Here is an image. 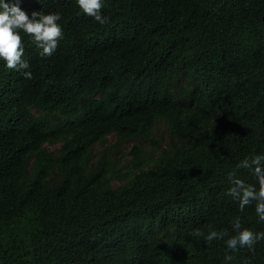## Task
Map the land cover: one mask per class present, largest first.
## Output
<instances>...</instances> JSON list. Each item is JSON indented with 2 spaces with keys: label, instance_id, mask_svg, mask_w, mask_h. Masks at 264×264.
<instances>
[{
  "label": "trees",
  "instance_id": "obj_1",
  "mask_svg": "<svg viewBox=\"0 0 264 264\" xmlns=\"http://www.w3.org/2000/svg\"><path fill=\"white\" fill-rule=\"evenodd\" d=\"M5 2L59 13L63 36L43 56L20 31L29 68L0 60V264H264V239L226 244L237 220L264 232L228 195L231 173L259 187L238 166L264 156V0H103L105 24Z\"/></svg>",
  "mask_w": 264,
  "mask_h": 264
},
{
  "label": "clouds",
  "instance_id": "obj_2",
  "mask_svg": "<svg viewBox=\"0 0 264 264\" xmlns=\"http://www.w3.org/2000/svg\"><path fill=\"white\" fill-rule=\"evenodd\" d=\"M79 8L84 14L92 17L100 24L108 22V18L102 16L101 10L104 7L103 0H76ZM61 19L59 13L42 14L33 12L31 18L19 7L18 4H11L0 0V60L6 62V66L13 70H25L29 68L27 61L23 60L24 43L20 31H23L32 38V42L41 49L43 56H51L58 47V42L63 36L61 26L57 23ZM26 79L32 78L31 72H24ZM250 168L258 181V189L254 185L246 184L243 180L235 178V174H229L231 187L228 195L239 201V207L243 210L246 206L256 202L255 211L260 221H264V156L256 155L251 160L245 159L238 166ZM239 220L233 224L237 235L226 241L227 248L235 251L240 247L251 248L254 243L264 239V232L254 235L251 230H240ZM201 236L200 231L194 233ZM224 233L212 231L208 234L207 240L222 239ZM232 260L231 255L225 257Z\"/></svg>",
  "mask_w": 264,
  "mask_h": 264
},
{
  "label": "rangeland",
  "instance_id": "obj_3",
  "mask_svg": "<svg viewBox=\"0 0 264 264\" xmlns=\"http://www.w3.org/2000/svg\"><path fill=\"white\" fill-rule=\"evenodd\" d=\"M114 139L115 138H110L109 141L113 142ZM155 139L160 144L159 147H165L170 141L168 134L162 124L159 125V127L157 128L155 132ZM135 143L140 144L139 141L131 142L127 144H121L120 147L116 150V153L112 154L113 163L118 166H129L131 156L130 154H128V152L130 151V149ZM142 145L146 150H149L152 148L150 144L142 143Z\"/></svg>",
  "mask_w": 264,
  "mask_h": 264
}]
</instances>
